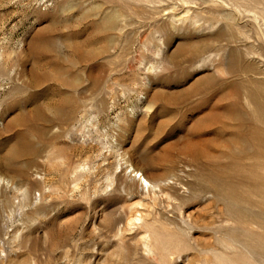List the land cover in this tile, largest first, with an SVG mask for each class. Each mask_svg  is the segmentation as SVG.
Returning a JSON list of instances; mask_svg holds the SVG:
<instances>
[{"label": "rangeland", "instance_id": "obj_1", "mask_svg": "<svg viewBox=\"0 0 264 264\" xmlns=\"http://www.w3.org/2000/svg\"><path fill=\"white\" fill-rule=\"evenodd\" d=\"M0 264H264V0H0Z\"/></svg>", "mask_w": 264, "mask_h": 264}, {"label": "bare ground", "instance_id": "obj_2", "mask_svg": "<svg viewBox=\"0 0 264 264\" xmlns=\"http://www.w3.org/2000/svg\"><path fill=\"white\" fill-rule=\"evenodd\" d=\"M135 175V174H134ZM146 182H148V180L146 178H144Z\"/></svg>", "mask_w": 264, "mask_h": 264}]
</instances>
